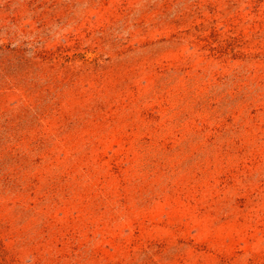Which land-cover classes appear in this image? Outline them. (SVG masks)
I'll use <instances>...</instances> for the list:
<instances>
[{
    "label": "rangeland",
    "instance_id": "374dc122",
    "mask_svg": "<svg viewBox=\"0 0 264 264\" xmlns=\"http://www.w3.org/2000/svg\"><path fill=\"white\" fill-rule=\"evenodd\" d=\"M0 264H264V0H0Z\"/></svg>",
    "mask_w": 264,
    "mask_h": 264
}]
</instances>
